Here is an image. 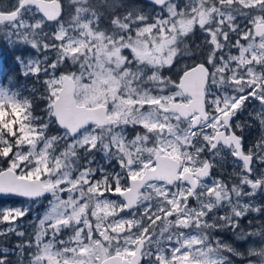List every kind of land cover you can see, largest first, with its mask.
<instances>
[{
	"label": "snow or ice",
	"instance_id": "1",
	"mask_svg": "<svg viewBox=\"0 0 264 264\" xmlns=\"http://www.w3.org/2000/svg\"><path fill=\"white\" fill-rule=\"evenodd\" d=\"M151 8L0 3V37L34 52L16 57L30 89L0 82V196L31 202L0 206V264L245 258L221 232L251 238L248 264H264V0ZM226 157L230 186L213 176Z\"/></svg>",
	"mask_w": 264,
	"mask_h": 264
},
{
	"label": "rangeland",
	"instance_id": "2",
	"mask_svg": "<svg viewBox=\"0 0 264 264\" xmlns=\"http://www.w3.org/2000/svg\"><path fill=\"white\" fill-rule=\"evenodd\" d=\"M12 2H14V0H0V3H12ZM142 2L144 4H146L143 0H142ZM148 5H143L140 7L144 8L146 11L150 12L152 10V8H150L151 6L146 7ZM157 12H158V9H157ZM0 41H3L4 44H7L6 46L10 47L8 45V43L2 37H0ZM15 52H16L15 59L18 55H24L25 57H29V56H32L34 54L33 50L26 48L24 46L15 47ZM2 54H4L3 50L0 49V82H3L2 77H3V73H4ZM22 86H23V84H22ZM28 86L29 85L26 84L24 86V88H29ZM252 108H254L256 111H258L259 110L258 102H253L252 106H250L248 111L251 110ZM239 119L241 121H246L248 124H252V127H254L253 124H257V127L259 126L258 121H255L253 118L248 117L247 112L244 115L240 116ZM250 128L251 127H249L248 129H250ZM232 173H233V164L231 163V157H226V159L223 162H218L217 166L213 169V176H215L216 178H218V179L224 181L225 183L229 184V186L233 182H235V177L232 176ZM24 203L25 204H16V205H14L12 203H7L5 205L0 204V206H3V207H21V206H28L29 204H31V202H24ZM46 207H47V199H45L44 202L41 204L33 205L32 206L33 210L29 215L33 218H39L40 216L43 215ZM219 214L222 215L223 211H221ZM25 219L27 220L28 218L26 217ZM261 223H262L261 219L258 221H254L253 226L256 228H259ZM0 227H3V225H0ZM24 228L26 229V231H31V228H32L31 223L25 224ZM217 236L219 239H221V241L227 242L233 248H236L238 251L245 254V258H241L239 256H233V255L229 254V259H231L232 264H248L249 259H251V260L256 259V257H247L248 248L250 246H252L251 238H249L248 240H239L230 232L217 233ZM13 242H15V238H13ZM258 243L259 242L257 240L256 244L258 245ZM25 258H27V252L25 254Z\"/></svg>",
	"mask_w": 264,
	"mask_h": 264
},
{
	"label": "trees",
	"instance_id": "3",
	"mask_svg": "<svg viewBox=\"0 0 264 264\" xmlns=\"http://www.w3.org/2000/svg\"><path fill=\"white\" fill-rule=\"evenodd\" d=\"M137 3L139 4V6H143V5H148V4H144L142 2V0H137ZM151 5H148L146 7H150ZM145 7V6H144ZM151 8V7H150ZM7 44H4L3 41H0V49L3 50L2 56H3V69H4V73H3V83L7 84L8 83V79L9 77L12 78V80L15 82V84L19 87H21V90H24V86L27 84L29 85V89L32 87V81L29 80L28 78H25L22 75V68L21 66L17 63L16 59H15V47H8L6 46ZM5 57V58H4ZM256 110L254 108H252L251 110H249L248 112H255ZM249 118H252V116H249ZM250 125V129L247 128L246 130V136L248 137L249 142H251L252 140L256 139L260 133H261V129L257 124H253L254 127H252V124ZM252 129V130H251ZM7 203H12L14 205L16 204H25L24 202L21 201H15V200H0V204H7ZM262 223H264V218L261 219Z\"/></svg>",
	"mask_w": 264,
	"mask_h": 264
},
{
	"label": "water",
	"instance_id": "4",
	"mask_svg": "<svg viewBox=\"0 0 264 264\" xmlns=\"http://www.w3.org/2000/svg\"><path fill=\"white\" fill-rule=\"evenodd\" d=\"M146 4L151 5V0H143ZM10 199H14V200H21L24 202H30V201H26L25 198L22 197H16V196H0V200H10Z\"/></svg>",
	"mask_w": 264,
	"mask_h": 264
}]
</instances>
